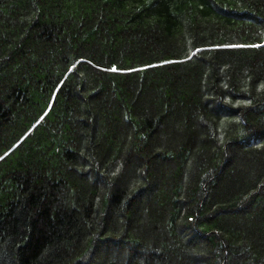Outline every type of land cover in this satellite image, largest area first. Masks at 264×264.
Returning a JSON list of instances; mask_svg holds the SVG:
<instances>
[{
    "label": "trees",
    "instance_id": "16d2710c",
    "mask_svg": "<svg viewBox=\"0 0 264 264\" xmlns=\"http://www.w3.org/2000/svg\"><path fill=\"white\" fill-rule=\"evenodd\" d=\"M0 264H264V0H0Z\"/></svg>",
    "mask_w": 264,
    "mask_h": 264
},
{
    "label": "snow or ice",
    "instance_id": "6c2138e0",
    "mask_svg": "<svg viewBox=\"0 0 264 264\" xmlns=\"http://www.w3.org/2000/svg\"><path fill=\"white\" fill-rule=\"evenodd\" d=\"M0 158H2V157H0Z\"/></svg>",
    "mask_w": 264,
    "mask_h": 264
}]
</instances>
